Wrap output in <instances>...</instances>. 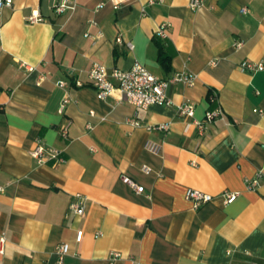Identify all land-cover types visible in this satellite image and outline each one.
<instances>
[{
  "label": "crops",
  "instance_id": "obj_1",
  "mask_svg": "<svg viewBox=\"0 0 264 264\" xmlns=\"http://www.w3.org/2000/svg\"><path fill=\"white\" fill-rule=\"evenodd\" d=\"M55 1L12 0L0 10V264H56L61 243L63 264H264V69H240L264 62V0H203L196 9L189 0H125L117 9L74 0L60 14ZM94 62L194 80L170 82L169 105L141 109L118 93L98 98ZM182 104L193 105L192 117L178 114ZM217 106L223 117L199 130L194 121ZM37 144L64 160L38 163ZM188 188L212 200L194 207ZM226 192L237 193L230 203ZM78 201L81 215L70 208Z\"/></svg>",
  "mask_w": 264,
  "mask_h": 264
},
{
  "label": "built area",
  "instance_id": "obj_2",
  "mask_svg": "<svg viewBox=\"0 0 264 264\" xmlns=\"http://www.w3.org/2000/svg\"><path fill=\"white\" fill-rule=\"evenodd\" d=\"M125 0H111L113 8L117 9ZM203 0H189L188 6L191 9L199 8L202 5ZM12 0H0V10L3 7H10ZM74 7V0H56L53 5V11L56 14H60L66 10H70ZM244 11V10H243ZM29 23H35L40 21V18L37 15H31L27 18ZM167 27L166 23H161L158 26L156 35L160 38L165 37V28ZM118 42H121L117 38ZM241 42H237L236 46L239 47ZM128 48H131V44L127 43ZM212 63H214L212 61ZM240 69L248 71H258L264 69V62L258 61H243L240 64ZM89 79L92 87L95 89L96 96L100 99H103L107 96L118 93L119 98L126 101L128 104L141 109H146L151 105H169L171 103L170 99L166 95V89L170 82L179 81L191 85L194 80V75L187 71H180L175 74L170 79H160L152 75L144 66L139 63H135L131 68L123 70L117 67H114L110 70H107L106 67L101 65L98 62H94L89 69ZM59 85L65 86V81H60ZM69 99L64 97L62 100L58 111L62 112L65 105L68 103ZM179 115L183 117H192L193 116V105L191 104H182L177 108ZM92 114V112H91ZM223 117V111L220 107H215L213 109L207 110L204 113V116L199 121H194L199 130L203 129L204 124L212 122L216 119ZM132 125H137L136 120H131ZM167 124H161L157 128L166 130ZM60 136L66 138L67 136V125L61 127ZM145 149L151 153H158L160 150V144L147 141L145 143ZM30 155L36 159L38 163H44L51 160L53 163L62 162L64 158L61 156V152L57 149L45 148L42 144H37L31 151ZM142 171L148 173L150 168L146 165L142 166ZM261 177V172L258 171L255 173L254 177L248 181V188H254ZM122 179L127 181V183L137 192H143V187L136 185L132 180L128 179L125 176H121ZM237 193L235 192H226L223 194L224 201L226 203L232 202L236 198ZM186 199L192 202L194 207H197L201 203L208 202L212 200V195L205 193L199 189L188 188L185 193ZM71 210L75 214L81 215L83 213V205L81 201L73 202L70 204ZM82 237V231H78L76 234V241H80ZM4 243V237H0V244ZM0 251L1 248H0ZM68 251V245L66 243H61L56 247V264H63L64 256ZM119 257V254L113 252L110 254L109 260L113 262Z\"/></svg>",
  "mask_w": 264,
  "mask_h": 264
},
{
  "label": "trees",
  "instance_id": "obj_3",
  "mask_svg": "<svg viewBox=\"0 0 264 264\" xmlns=\"http://www.w3.org/2000/svg\"><path fill=\"white\" fill-rule=\"evenodd\" d=\"M167 57L165 56L164 52L160 51V54H159V60L162 62V63H165Z\"/></svg>",
  "mask_w": 264,
  "mask_h": 264
}]
</instances>
